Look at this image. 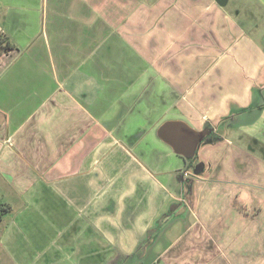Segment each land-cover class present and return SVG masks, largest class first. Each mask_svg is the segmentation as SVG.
<instances>
[{
	"label": "crops",
	"instance_id": "1",
	"mask_svg": "<svg viewBox=\"0 0 264 264\" xmlns=\"http://www.w3.org/2000/svg\"><path fill=\"white\" fill-rule=\"evenodd\" d=\"M230 1L0 0V226L23 217L40 258L20 262L264 264V33ZM171 119L214 129L198 176Z\"/></svg>",
	"mask_w": 264,
	"mask_h": 264
},
{
	"label": "rangeland",
	"instance_id": "2",
	"mask_svg": "<svg viewBox=\"0 0 264 264\" xmlns=\"http://www.w3.org/2000/svg\"><path fill=\"white\" fill-rule=\"evenodd\" d=\"M233 1L237 2L236 5H238L239 7L238 10L241 13L240 14L241 21H243L244 23H248L249 20H253V22H255L257 26L255 27L256 32L259 33L258 31H260L264 33V3L262 2V0H251L252 2H254L253 4H249L248 3L249 0H231L230 4L233 3ZM257 2H259L260 4L259 5L255 4ZM212 137H214V135ZM203 144H205V142H203L201 146ZM194 161H198V156L194 158ZM171 202L172 201H169L168 204L165 206L166 208H164V210H166L167 212L170 209L172 210V207H175V204H172ZM1 204L3 205V208H4L5 207L4 204H7V203H5L3 199H0V205ZM10 210L11 208L8 211H4L2 207H0V218L4 215H7V213H9ZM177 219L178 218L175 217L174 219H172L173 221H170V222L171 223L179 222V220ZM17 220H19V222L17 226L15 227L14 231L6 230L4 227L0 226V264H23L22 262H20L19 257L25 251L30 252V254L32 255V260L35 259L37 261L40 259L39 257L34 258V254H35L34 250H36V246L30 247L29 241H27L31 238L32 232H29L27 230H22V225L24 223L23 217L19 216ZM175 233L176 231H173L172 234L168 233V236L167 235L162 236L159 241L160 243L151 245L152 248L150 249H152L155 252L161 251L162 248L168 243L169 239L172 240L176 236ZM147 247L149 248L150 246H147ZM142 249L144 248L143 247L139 248V250H142ZM135 256L137 257V259L140 258L139 251ZM44 259L45 258H43V260ZM148 259L149 258L146 257V259L139 260V261H142L144 262L143 264H146V263H149V262H146ZM67 260H71V263H72V260H75V259L72 257L70 258L69 256H66L64 257V260L61 264H69ZM158 264H163V263H158Z\"/></svg>",
	"mask_w": 264,
	"mask_h": 264
},
{
	"label": "water",
	"instance_id": "3",
	"mask_svg": "<svg viewBox=\"0 0 264 264\" xmlns=\"http://www.w3.org/2000/svg\"><path fill=\"white\" fill-rule=\"evenodd\" d=\"M213 128L196 129L184 120H166L157 129L158 137L171 146L173 151L185 160L197 156L198 150L206 137L213 133ZM205 164L199 162L193 169V175L198 176L204 170Z\"/></svg>",
	"mask_w": 264,
	"mask_h": 264
},
{
	"label": "trees",
	"instance_id": "4",
	"mask_svg": "<svg viewBox=\"0 0 264 264\" xmlns=\"http://www.w3.org/2000/svg\"><path fill=\"white\" fill-rule=\"evenodd\" d=\"M10 49H12V46L10 45L8 39L5 37V35H3L2 33H0V56L4 53L9 51ZM213 135H211V138L209 137L208 139L206 138L204 140L205 143H209V142H213L215 141L217 138L212 137ZM4 208L3 205L1 204L0 207H2V209L4 211H8L10 209V206L8 204H4Z\"/></svg>",
	"mask_w": 264,
	"mask_h": 264
},
{
	"label": "flooded vegetation",
	"instance_id": "5",
	"mask_svg": "<svg viewBox=\"0 0 264 264\" xmlns=\"http://www.w3.org/2000/svg\"><path fill=\"white\" fill-rule=\"evenodd\" d=\"M212 134L208 135L206 138L208 137H211ZM186 163H187V169L190 171L195 168L196 164L199 163L197 161H194V158L193 159H190V160H186Z\"/></svg>",
	"mask_w": 264,
	"mask_h": 264
}]
</instances>
